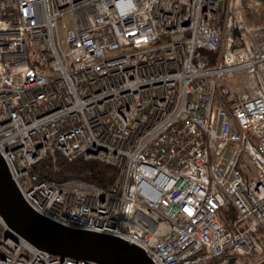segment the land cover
I'll return each instance as SVG.
<instances>
[{"label": "built area", "instance_id": "2783aa9c", "mask_svg": "<svg viewBox=\"0 0 264 264\" xmlns=\"http://www.w3.org/2000/svg\"><path fill=\"white\" fill-rule=\"evenodd\" d=\"M244 1L0 0V153L30 205L154 264L263 259L264 24ZM52 149L113 186L41 180ZM6 230L0 264H99Z\"/></svg>", "mask_w": 264, "mask_h": 264}, {"label": "water", "instance_id": "95a60500", "mask_svg": "<svg viewBox=\"0 0 264 264\" xmlns=\"http://www.w3.org/2000/svg\"><path fill=\"white\" fill-rule=\"evenodd\" d=\"M0 214L6 236H21L55 256L99 264H154L139 246L111 235L75 229L39 213L24 198L0 153Z\"/></svg>", "mask_w": 264, "mask_h": 264}, {"label": "trees", "instance_id": "16d2710c", "mask_svg": "<svg viewBox=\"0 0 264 264\" xmlns=\"http://www.w3.org/2000/svg\"><path fill=\"white\" fill-rule=\"evenodd\" d=\"M250 3L249 0L243 2L246 17H250L257 8L263 10V6H259L252 9V11L248 8ZM261 21L264 24V16H262ZM34 173L41 180L62 182L76 179L91 183L102 189H110L117 178V169L114 166L98 160H84L82 158L70 161L57 149L49 151L48 155L34 167ZM225 213L228 218L234 217L232 209Z\"/></svg>", "mask_w": 264, "mask_h": 264}, {"label": "rangeland", "instance_id": "374dc122", "mask_svg": "<svg viewBox=\"0 0 264 264\" xmlns=\"http://www.w3.org/2000/svg\"><path fill=\"white\" fill-rule=\"evenodd\" d=\"M262 16H264V6H263V10H260V8H257L254 10V14L251 15L249 18V22H254V23H260L262 24L261 22V18ZM128 50H121L119 51L118 53H116L117 55H120V54H123L125 52H127ZM260 243L263 245V251L262 252H258L257 253V256H251V257H247V260L249 259H253L254 261L258 260L261 256H263L264 254V239L260 240ZM236 264V263H234ZM256 264H264V258L261 259L260 261H258Z\"/></svg>", "mask_w": 264, "mask_h": 264}]
</instances>
